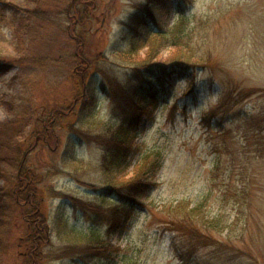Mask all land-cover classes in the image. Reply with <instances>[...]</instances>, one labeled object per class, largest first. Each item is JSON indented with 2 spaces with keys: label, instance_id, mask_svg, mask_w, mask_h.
I'll use <instances>...</instances> for the list:
<instances>
[{
  "label": "rangeland",
  "instance_id": "rangeland-1",
  "mask_svg": "<svg viewBox=\"0 0 264 264\" xmlns=\"http://www.w3.org/2000/svg\"><path fill=\"white\" fill-rule=\"evenodd\" d=\"M165 2L0 0V264H264V122L254 117L264 114V0ZM180 11L182 43L161 41L157 55L169 82L154 102L122 93L118 105L101 81L134 83L131 41L143 57L149 31L172 28ZM176 58L195 62L189 76ZM239 88L258 91L241 99ZM113 110L142 123L109 177L129 179L147 160L158 168L125 229L108 235L119 201L86 139ZM196 204L204 220L179 231L176 217Z\"/></svg>",
  "mask_w": 264,
  "mask_h": 264
},
{
  "label": "trees",
  "instance_id": "trees-1",
  "mask_svg": "<svg viewBox=\"0 0 264 264\" xmlns=\"http://www.w3.org/2000/svg\"><path fill=\"white\" fill-rule=\"evenodd\" d=\"M176 1L181 2V0ZM146 3L148 9H150L149 6L152 5L165 6L166 4L165 0H146ZM71 9L69 8L68 13L73 16H78L80 10L75 7H71ZM140 13L142 12L140 11L138 14L136 13L135 17H131L132 22H134L135 24L137 23L139 27L143 24H147V18L144 16L142 17L143 14ZM176 15L179 20V23H177L172 28H168L167 30H163L160 28L154 32L149 31L148 37L150 40V46L143 57L136 59V55L138 52V48L136 46L137 42L135 38L131 41L130 49L127 51V53H134L135 55L134 67H130L129 72V77L134 80V83H132L129 78H127V81L122 82L119 78L117 79L116 77V81L114 80V83L112 81L108 82L109 79L107 82L102 83L101 81V89L107 94L108 97L114 96L118 105H121V97L119 98L118 95L122 93L127 94L134 101L133 103L136 105H140L146 100H152L154 102L157 98V85H163L166 82H169L168 80H170L171 75L167 70L168 67L162 63L157 62V55L159 46L161 47V41H167L168 44L177 46L182 43L186 35V32L183 28L186 16L183 14L182 11L178 12ZM82 62L85 64L84 61ZM170 65L181 66L184 71L189 70L190 72H186V75L189 76V73H192V71L194 70L193 68L195 66V62L191 61V59L176 58L172 60ZM97 73L101 75V78L104 79V81L107 80L106 77L103 76L100 72ZM108 83L109 87L107 86ZM112 85L114 87L115 85H117V89L114 90ZM91 87L94 89V86L91 85L89 88ZM92 90L90 91L92 92V95L97 93L96 91H94L93 93ZM237 91L238 96L242 99L251 96L258 90H245L239 88ZM262 115L264 114L261 111L260 113H256L254 117L259 118V120L263 123L264 118H261ZM115 116H117V114L113 110L108 122H106L107 125H102V127L99 126V124L101 123L100 118L99 122L97 119H95L90 127L92 133H90V137L86 139L89 143H92V141H94L95 143L99 144L100 148L102 149L101 163L102 167L105 169L104 171L108 174V178L106 180L108 186L107 192L116 196L119 201V206L114 209L111 215V221L107 228L108 235L115 233L120 234L125 229L129 219L131 218L132 211H135L137 206L139 205L137 202L138 198L154 185L152 181L148 180L145 174L151 170V173H155L158 168V164L156 161L157 159L152 160L151 162L147 160L141 165H139L137 171L135 172V175L129 179L116 180L115 177H109V174H111L112 172L119 171V165L124 160V157L127 156L129 145L138 134L137 130L139 129L142 123L141 115H137L134 117L131 116L130 119L127 120L126 116H124L123 119L121 116V118H118L117 120H112V118H114ZM243 119L248 120L254 118L250 116H244ZM262 129L264 130V125L261 128L259 127V130ZM25 182L28 183V181ZM181 205L182 204H179L178 207H180ZM198 206L199 205L196 204L191 207L189 211H183V216L181 215V217H176V223L179 225V231L195 234L194 227L196 226V223H199L200 221L204 220V216L200 215V207ZM193 217H199V219L202 218V220L190 221V219H192ZM190 226L191 230L188 231L187 229ZM102 242L103 241L100 242L101 245Z\"/></svg>",
  "mask_w": 264,
  "mask_h": 264
}]
</instances>
